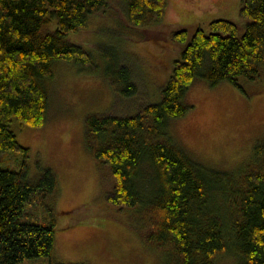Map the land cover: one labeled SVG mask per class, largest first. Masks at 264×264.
<instances>
[{"label": "trees", "instance_id": "obj_1", "mask_svg": "<svg viewBox=\"0 0 264 264\" xmlns=\"http://www.w3.org/2000/svg\"><path fill=\"white\" fill-rule=\"evenodd\" d=\"M166 6V0H0V149L29 154L12 121L34 127L45 122V79L53 74L54 60L98 70L93 53L67 34L83 29L90 15L117 9L127 25L181 49L160 100L130 114L108 109L85 116L86 143L106 200L136 212L134 228L164 251L163 264H216L229 247L241 255L238 264H264V140L241 165L221 169L194 158L168 130L171 120L192 108L185 96L197 78L241 87V79L263 78L264 0H241L236 17L147 28L162 19ZM104 54L116 98L137 92L134 59L118 47ZM147 163L150 174H142ZM37 190L51 199L58 194L52 168L38 163L36 174L29 175L26 160L19 169L0 167V264L45 254L51 264H89L53 255L54 222L23 218L25 202Z\"/></svg>", "mask_w": 264, "mask_h": 264}, {"label": "rangeland", "instance_id": "obj_2", "mask_svg": "<svg viewBox=\"0 0 264 264\" xmlns=\"http://www.w3.org/2000/svg\"><path fill=\"white\" fill-rule=\"evenodd\" d=\"M241 0H166L164 24H203L215 18L236 17ZM150 30L126 24L120 11L92 14L86 26L68 33L81 42L98 62V70L81 69L72 61L54 60L53 74L45 79L48 95L46 120L39 127L11 126L21 150L0 149V167L19 169L26 160L29 175L40 166L52 168L58 178V194L51 199L44 190L34 191L24 205V219L54 222L53 255L63 261L89 264H163L165 253L139 237L133 222L136 212L110 204L100 170L86 143L85 116L114 109L119 114L136 112L145 102L161 99L162 89L179 57L181 45L168 38H154ZM153 32V31H152ZM118 47L133 58L139 70V87L133 95L116 98L106 75L104 51ZM130 58V59H131ZM222 80L209 85L194 80L186 93L192 104L187 113L169 122L174 140L194 158L223 169L241 165L264 140V76L262 79ZM147 164L141 173L150 174ZM231 247L217 255L216 264H238ZM50 255L26 257L22 264H51Z\"/></svg>", "mask_w": 264, "mask_h": 264}]
</instances>
